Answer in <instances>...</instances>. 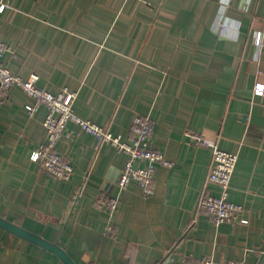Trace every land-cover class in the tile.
<instances>
[{"label": "crops", "instance_id": "1", "mask_svg": "<svg viewBox=\"0 0 264 264\" xmlns=\"http://www.w3.org/2000/svg\"><path fill=\"white\" fill-rule=\"evenodd\" d=\"M5 2L2 62L13 74L73 92L77 116L122 140L135 116H148L151 148L170 165H157L151 195L135 182L119 191L126 156L68 122L56 150L73 175L47 174L30 156L46 142L48 109L29 114L34 100L13 86L0 100V216L76 264H264V96L255 93L264 85V0ZM195 137L238 155L228 199L246 224L197 213L211 150ZM116 195L111 215L93 205ZM0 264L62 263L0 229Z\"/></svg>", "mask_w": 264, "mask_h": 264}, {"label": "built area", "instance_id": "2", "mask_svg": "<svg viewBox=\"0 0 264 264\" xmlns=\"http://www.w3.org/2000/svg\"><path fill=\"white\" fill-rule=\"evenodd\" d=\"M7 8L5 0H0V13ZM224 29L225 25L220 24ZM9 51V46L0 37V100L9 89L17 86L22 89L34 102L26 106L29 114H33L39 106H46L48 112L42 122L46 130V142L31 153L30 159L39 163L43 171L59 180L68 181L73 175V166L70 161L60 155L56 144L64 135L68 122H73L83 131L95 136L100 143H109L126 156L123 169L117 180L119 191L126 189L135 182L142 189L145 196L151 195L154 187V174L157 165H170V162L160 152L151 148L153 138V124L148 116L137 115L130 126V138L122 140L107 129L94 122L82 119L73 110L75 94L63 89L58 93L46 91L36 85L37 76L32 75L23 80L13 74L3 64V57ZM255 93L264 96V85L257 84ZM197 145L211 150L209 168L200 190L197 213L207 216L215 225L222 223L246 224L243 207L228 199L231 187V178L236 167L238 155L217 147L214 142L202 137H195ZM214 185L218 191H211ZM118 196H100L94 201V207L107 211L110 215L117 207ZM108 231L112 229L109 227ZM184 264H244L237 260H225L214 263L210 260L184 261Z\"/></svg>", "mask_w": 264, "mask_h": 264}, {"label": "water", "instance_id": "3", "mask_svg": "<svg viewBox=\"0 0 264 264\" xmlns=\"http://www.w3.org/2000/svg\"><path fill=\"white\" fill-rule=\"evenodd\" d=\"M0 229H3L21 239H24L25 241L32 243L33 245H36L47 252L53 253L61 261L62 264H76L75 261L70 257V255L64 249H62L58 245V243L50 242L43 238L41 235L29 231L12 221L4 219L1 216Z\"/></svg>", "mask_w": 264, "mask_h": 264}]
</instances>
